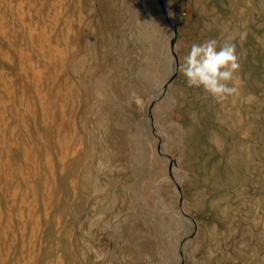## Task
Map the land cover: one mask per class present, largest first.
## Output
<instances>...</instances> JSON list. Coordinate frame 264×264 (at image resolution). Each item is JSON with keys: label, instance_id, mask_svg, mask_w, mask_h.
Listing matches in <instances>:
<instances>
[{"label": "rangeland", "instance_id": "1", "mask_svg": "<svg viewBox=\"0 0 264 264\" xmlns=\"http://www.w3.org/2000/svg\"><path fill=\"white\" fill-rule=\"evenodd\" d=\"M0 264H264V0H0Z\"/></svg>", "mask_w": 264, "mask_h": 264}, {"label": "clouds", "instance_id": "2", "mask_svg": "<svg viewBox=\"0 0 264 264\" xmlns=\"http://www.w3.org/2000/svg\"><path fill=\"white\" fill-rule=\"evenodd\" d=\"M246 33L240 34L241 41ZM235 37L223 42L209 39L193 43L180 66L188 87L202 89L216 102H224L237 94L240 62L236 51ZM143 107L144 101L135 92L130 94V103Z\"/></svg>", "mask_w": 264, "mask_h": 264}, {"label": "water", "instance_id": "3", "mask_svg": "<svg viewBox=\"0 0 264 264\" xmlns=\"http://www.w3.org/2000/svg\"><path fill=\"white\" fill-rule=\"evenodd\" d=\"M172 45H173V43H172Z\"/></svg>", "mask_w": 264, "mask_h": 264}]
</instances>
